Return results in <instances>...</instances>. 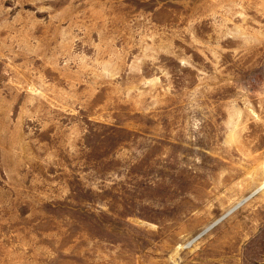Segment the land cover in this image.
<instances>
[{
    "label": "rangeland",
    "instance_id": "rangeland-1",
    "mask_svg": "<svg viewBox=\"0 0 264 264\" xmlns=\"http://www.w3.org/2000/svg\"><path fill=\"white\" fill-rule=\"evenodd\" d=\"M264 0H0V264H264Z\"/></svg>",
    "mask_w": 264,
    "mask_h": 264
},
{
    "label": "water",
    "instance_id": "water-1",
    "mask_svg": "<svg viewBox=\"0 0 264 264\" xmlns=\"http://www.w3.org/2000/svg\"><path fill=\"white\" fill-rule=\"evenodd\" d=\"M261 190V188H257L252 193H250L247 197H245L243 200L238 202L235 206H233L230 210H228L224 215H222L220 218H218L216 221H214L212 224H210L205 230H203L200 234H198L196 237H194L187 246L191 245L197 238H200L202 235H204L207 231H209L212 227H214L216 224L221 222L224 218H226L228 215H230L232 212L237 210L241 205H243L247 200H249L252 196H254L256 193H258Z\"/></svg>",
    "mask_w": 264,
    "mask_h": 264
},
{
    "label": "bare ground",
    "instance_id": "bare-ground-1",
    "mask_svg": "<svg viewBox=\"0 0 264 264\" xmlns=\"http://www.w3.org/2000/svg\"><path fill=\"white\" fill-rule=\"evenodd\" d=\"M259 188H264V182L260 185V187Z\"/></svg>",
    "mask_w": 264,
    "mask_h": 264
}]
</instances>
